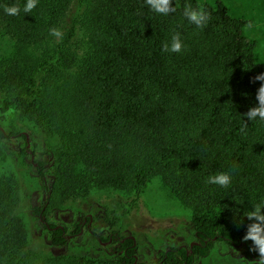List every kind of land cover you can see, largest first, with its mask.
<instances>
[{
    "label": "trees",
    "instance_id": "trees-1",
    "mask_svg": "<svg viewBox=\"0 0 264 264\" xmlns=\"http://www.w3.org/2000/svg\"><path fill=\"white\" fill-rule=\"evenodd\" d=\"M197 2L172 0L175 11L162 15L145 0H38L28 13L26 0H0V157L6 143L22 155L40 147L30 166L45 200L30 215L51 247L70 242L67 227L49 221L54 212L97 190L126 195L137 209L157 178L191 212L195 244L190 252L170 247L155 264H193L215 243L262 258L243 238L257 223L246 213L264 198V121L243 114L257 104L264 64L243 35L248 22L223 2L205 3V27L189 24L183 6ZM15 4L18 15L5 13ZM176 33L181 50L163 51ZM224 171L228 188L206 183ZM22 200L21 183L0 177V264H150L136 261L135 240L118 232L108 260L37 251L19 215ZM84 219L70 234L79 235ZM94 222L101 234L114 226L104 216Z\"/></svg>",
    "mask_w": 264,
    "mask_h": 264
},
{
    "label": "rangeland",
    "instance_id": "rangeland-1",
    "mask_svg": "<svg viewBox=\"0 0 264 264\" xmlns=\"http://www.w3.org/2000/svg\"><path fill=\"white\" fill-rule=\"evenodd\" d=\"M216 1L223 2L228 11L230 4L231 16L248 22L244 28L252 27L254 31L250 38L244 37L256 46L257 39L264 36V0H227V3L226 0H213V4ZM255 59L257 64L263 65L258 63V57ZM19 129L29 132L30 126L20 123ZM14 147L15 143L10 142L2 149L4 159L0 157V177L13 176L23 186L19 215L28 232L31 247L37 251L50 255L79 254L94 261L108 260L114 256V244L102 246L98 238H107L110 233L118 232L121 237H132L135 240L139 262L152 264L168 248L182 246L189 250L190 244L195 242L188 229L191 212L156 178L146 186L137 209L129 208L126 195L97 190L54 212L49 221L65 226L69 231H72L79 215L93 218L104 216L114 226L101 234L93 222L89 230L84 227L82 235L73 236L67 248L51 247L49 232L42 227L38 218L30 215L31 206H40L45 200L41 183L33 171L36 165L30 166L37 159L40 147L34 155L31 154V146L26 155L18 154ZM126 210L128 213L124 214ZM241 252L240 249L215 243L206 257L196 258L193 264H260L264 260H247Z\"/></svg>",
    "mask_w": 264,
    "mask_h": 264
},
{
    "label": "clouds",
    "instance_id": "clouds-1",
    "mask_svg": "<svg viewBox=\"0 0 264 264\" xmlns=\"http://www.w3.org/2000/svg\"><path fill=\"white\" fill-rule=\"evenodd\" d=\"M205 2L208 6H214L213 0H198L195 6L190 3H186L183 6V16L189 24H192L197 28H203L207 25L209 15L204 10ZM37 3L38 0H26V3L23 6V12H30L34 7H36ZM145 4L155 13L162 15H167L170 11H175V8L171 7L172 0H145ZM228 7L230 10L229 14H233L230 4H228ZM4 11L8 15L15 16L20 13L21 8L19 4H15L13 6H5ZM253 31L254 29L252 27H246L242 30L243 35L246 38H250ZM49 32L52 37L57 39L62 38V33L58 28H51ZM181 47L182 43L180 34L176 33L172 35L169 43L163 45L162 50L179 52ZM252 52L254 57L259 58L258 63L264 64V36L257 39L256 46L252 49ZM255 79L262 82L256 93L257 104L256 106L249 108V110L243 115H245L249 121L256 120L257 118L264 121V73L257 75ZM10 111L11 109H9V112ZM231 182L232 175L229 171L218 172L206 178L207 184L218 185L222 188H228L231 185ZM262 208H264V198H262L258 203H255L253 209L246 213L249 220H254L257 223H252L248 226L243 239L252 240L258 247L260 255L264 257V213L261 211ZM260 264H264V260H261Z\"/></svg>",
    "mask_w": 264,
    "mask_h": 264
},
{
    "label": "flooded vegetation",
    "instance_id": "flooded-vegetation-1",
    "mask_svg": "<svg viewBox=\"0 0 264 264\" xmlns=\"http://www.w3.org/2000/svg\"><path fill=\"white\" fill-rule=\"evenodd\" d=\"M87 217H89V222L88 223H86V220L84 219V221L82 222V225H81V232L79 233V235L78 236H80V235H82V233H83V231H84V227L86 228V229H90V227L93 225V222H94V220H95V218H97V217H99V216H96L95 218H93L92 216H87ZM72 231H73V229H72ZM72 231H69L68 230V233H69V235H68V238L69 239H71L73 236H77V235H72V234H70ZM112 235V233H110L109 235H108V241L107 242H101L100 241V239L98 238V242L102 245V246H107V245H112V244H114V242H115V240H117L116 238H115V240H114V238L111 236ZM124 238H132V237H124ZM133 239V238H132ZM189 251V250H188ZM165 252V251H164ZM190 252V251H189ZM159 258H160V255H159ZM264 257H262L261 259H263ZM260 260V259H259ZM136 261H139L138 260V256L136 257ZM158 261V260H157ZM156 261V262H157ZM152 264H155V263H152Z\"/></svg>",
    "mask_w": 264,
    "mask_h": 264
},
{
    "label": "water",
    "instance_id": "water-1",
    "mask_svg": "<svg viewBox=\"0 0 264 264\" xmlns=\"http://www.w3.org/2000/svg\"><path fill=\"white\" fill-rule=\"evenodd\" d=\"M27 149H28V147H27ZM33 160V157H31V161ZM195 243H191L190 244V246H189V251H190V249L192 248V246L194 245Z\"/></svg>",
    "mask_w": 264,
    "mask_h": 264
}]
</instances>
